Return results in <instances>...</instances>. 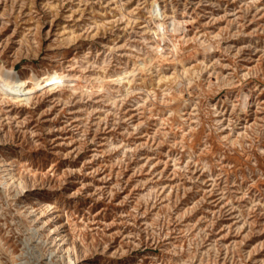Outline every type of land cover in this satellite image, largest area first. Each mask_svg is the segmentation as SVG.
<instances>
[{"label": "rangeland", "instance_id": "rangeland-1", "mask_svg": "<svg viewBox=\"0 0 264 264\" xmlns=\"http://www.w3.org/2000/svg\"><path fill=\"white\" fill-rule=\"evenodd\" d=\"M0 67V264H264V0H0Z\"/></svg>", "mask_w": 264, "mask_h": 264}, {"label": "bare ground", "instance_id": "bare-ground-1", "mask_svg": "<svg viewBox=\"0 0 264 264\" xmlns=\"http://www.w3.org/2000/svg\"><path fill=\"white\" fill-rule=\"evenodd\" d=\"M158 8V7H157ZM159 11V10H158ZM161 11V10H160ZM159 11V12H160ZM155 12H157V11H155ZM154 12V13H155ZM158 13V12H157ZM154 15H156V14H154ZM158 15V14H157ZM161 15V14H160ZM161 18V17H160ZM161 21V20H160ZM159 21V22H160ZM171 21V20H170ZM175 21H177V20H175ZM165 23V22H164ZM168 23V22H167ZM170 23V22H169ZM162 24V23H161ZM171 24V23H170ZM169 24V25H170ZM177 24H179V22L177 23ZM164 25H166V24H164ZM168 25V26H169ZM181 26V25H180ZM164 27V26H163ZM162 26H160V28H163ZM170 27V26H169ZM168 27V28H169ZM179 28V27H178ZM177 28V29H178ZM176 29V22H174V23H172L171 24V27H170V29L169 30H176V31H178ZM163 30H161V32L160 33H163L162 32ZM175 31V32H176ZM174 32V33H175ZM163 35V34H162ZM174 37V36H173ZM175 42V41H174ZM174 47V46H173ZM21 86V84H19L18 83V81H16L15 79H13V77L11 76V75H9L6 71H4L1 67H0V89H4V90H9V91H13V92H15L16 91V89L18 88V87H20ZM247 95V94H246ZM245 96V95H244ZM247 97V96H246ZM241 98H242V96H241ZM243 99V98H242ZM241 100V99H240ZM245 105V104H244ZM69 261H72V259H70Z\"/></svg>", "mask_w": 264, "mask_h": 264}]
</instances>
